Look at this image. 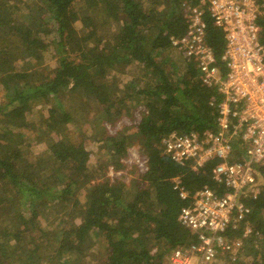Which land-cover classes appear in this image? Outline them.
Returning a JSON list of instances; mask_svg holds the SVG:
<instances>
[{
  "label": "trees",
  "instance_id": "1",
  "mask_svg": "<svg viewBox=\"0 0 264 264\" xmlns=\"http://www.w3.org/2000/svg\"><path fill=\"white\" fill-rule=\"evenodd\" d=\"M197 3L0 0V59L12 62L9 68L0 63V264H167L174 248L196 240L178 221L189 198L179 196L172 180L179 177L190 195L204 185L222 191L210 175L214 162L196 171L178 166L161 155L160 140L173 131L186 132L191 125L199 131L213 126L215 111L209 105L213 90L202 85L191 61L182 56L173 60L175 49L170 45V37L185 32V5ZM6 12L7 22L1 19ZM205 19L207 42L219 59L222 31L209 17ZM46 37H51L56 56L50 71L43 58ZM260 41L264 44L263 22ZM113 47L119 50V63H135L144 71L146 84L130 78L125 83L128 92L121 95L117 73L103 75ZM70 93L100 105L110 124L143 107L134 131L122 130L118 137L105 124L94 127L91 141L99 143L107 157L106 165L97 170L86 164L88 151H77L63 134L49 145L58 161L50 172L39 165L25 134L13 130L14 114L25 116L52 100L56 107H46V116L39 113L37 125H43L46 133L60 132L55 116ZM133 144L147 158L148 172L130 183L122 172L109 178L106 168L123 171L122 159ZM257 180L258 196L252 198L249 188L242 195L251 207L247 221L255 230L243 239L240 255L248 252L254 257L240 264H264V179ZM79 192L85 198L82 203ZM55 210L63 214L56 234L37 222L40 215L50 217ZM73 213L80 217L77 222L69 220ZM242 228L243 224L228 229L226 241L240 238ZM95 238L102 249L98 261L89 254ZM238 258L232 261L228 252L219 250L210 264L235 263Z\"/></svg>",
  "mask_w": 264,
  "mask_h": 264
},
{
  "label": "built area",
  "instance_id": "2",
  "mask_svg": "<svg viewBox=\"0 0 264 264\" xmlns=\"http://www.w3.org/2000/svg\"><path fill=\"white\" fill-rule=\"evenodd\" d=\"M185 32L170 37V45L191 61L203 86L213 94V126L201 131L194 125L186 132L173 131L160 140L161 155L181 167L199 170L214 162L210 175L217 187L204 185L192 195L173 178V189L188 199L178 215L179 223L196 240L174 248L167 264H210L218 251L234 261L242 241L255 229L247 217L251 207L242 200L245 189L256 198L260 193L256 171L264 174V0H198L184 8ZM206 17L219 27L224 45L219 59L206 39ZM142 174L148 172L147 158L131 146L122 159ZM110 166L108 174L118 175ZM243 224L241 237L226 241L224 233Z\"/></svg>",
  "mask_w": 264,
  "mask_h": 264
},
{
  "label": "rangeland",
  "instance_id": "3",
  "mask_svg": "<svg viewBox=\"0 0 264 264\" xmlns=\"http://www.w3.org/2000/svg\"><path fill=\"white\" fill-rule=\"evenodd\" d=\"M26 6V5H25ZM19 13V11H18ZM9 12H6L1 19L5 22L9 20ZM44 42V43H43ZM43 58L46 63L45 67L48 71L52 70L55 65L56 56L53 49V44L51 42V37L43 38ZM40 42L38 43V45ZM119 50L117 47H113L105 60V67L101 69V72L104 76L107 73H117V86L121 95L123 93H127L128 91L125 89V83L131 78L137 80V83L140 85H144L147 83V77H144V71L138 67L135 63L133 64H122L118 62ZM157 59L160 58L163 50L156 51ZM179 54L176 51L173 54V60L178 61ZM0 63L3 68L12 67V62L6 63L3 59H0ZM19 68H24L26 65L19 64L17 65ZM116 71V72H115ZM71 88L70 90H72ZM63 106L64 109H57V113L55 116V124L58 127H61L60 132L58 130L51 131L46 133V131L42 127L37 125L39 113H43V115H47L46 107L52 105L56 107L55 102L49 100L45 105L37 106L32 112L27 113L25 116L22 114L19 116L18 114H14L13 117V130L14 131H22L25 134L26 138L31 143L30 149L34 156H39L38 163L39 165L48 170L53 171L58 164V161L54 158L49 150V145L51 141L57 139L58 137L66 134L71 141L75 144L76 150L82 152L88 151V158L86 160V164L90 167V169L97 170V167L106 165V159L103 155L102 147H99V143L91 141L92 137L95 133V126L97 124H105L107 131L111 135L121 136L122 130L131 132L135 130V127L140 119L141 112L143 111V107H135L133 112L129 110V114H125L122 118H120L117 122L110 124L105 119V114L101 109V106L94 103L93 101H80L78 95L75 94H67L63 98ZM38 117V118H37ZM104 127V126H103ZM81 142L84 146L78 145ZM137 144H133L136 146ZM125 168L122 171L125 178L124 180L127 183H130L132 180L139 181L141 176L144 174L134 166H129L124 164ZM109 168H106V175L108 174ZM256 172V179H264V175H262L258 170ZM115 176H110L111 179ZM109 177V178H110ZM135 189L131 191L133 195H135ZM78 199L80 202H84L85 198L83 192L78 193ZM84 204V203H83ZM86 204V202H85ZM62 212L55 210V214L52 216H44V214L40 215L37 222L40 223V227L44 229V231H49V229L53 230V233H58V218L62 217ZM70 221L77 222L78 218H80L76 214H69ZM27 226L29 224L26 223ZM57 240L53 239V244H56ZM92 241V239H91ZM90 244L92 242H89ZM88 243V244H89ZM101 242L98 239H93V245L89 249V254L94 253L95 255L91 257L92 260H100L102 258L101 253ZM254 255H249L248 252H243L238 258V260L233 263L231 261L223 260L220 264H240V261L249 262ZM67 258V257H65ZM73 259V258H72ZM90 259V258H89ZM90 259V261H92ZM44 262V258H43ZM93 262V261H92Z\"/></svg>",
  "mask_w": 264,
  "mask_h": 264
}]
</instances>
